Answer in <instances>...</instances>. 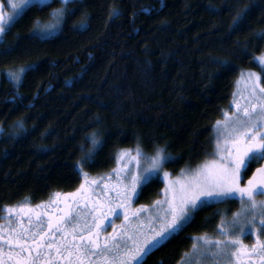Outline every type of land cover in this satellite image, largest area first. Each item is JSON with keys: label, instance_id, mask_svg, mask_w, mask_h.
<instances>
[{"label": "trees", "instance_id": "16d2710c", "mask_svg": "<svg viewBox=\"0 0 264 264\" xmlns=\"http://www.w3.org/2000/svg\"><path fill=\"white\" fill-rule=\"evenodd\" d=\"M60 6H29L0 37V52L12 49L0 54V223L6 207L46 201L76 190L83 174L110 172L121 149L163 147L173 174L199 165L214 152V127L240 75L260 73L264 85V38L256 35L264 0H72L59 33L34 38ZM29 65L39 68L18 72ZM93 134L101 143L84 163ZM163 187L152 179L136 202L152 204ZM239 207L236 199L204 205L143 264H179L194 237L214 233L218 210Z\"/></svg>", "mask_w": 264, "mask_h": 264}, {"label": "snow or ice", "instance_id": "6c2138e0", "mask_svg": "<svg viewBox=\"0 0 264 264\" xmlns=\"http://www.w3.org/2000/svg\"><path fill=\"white\" fill-rule=\"evenodd\" d=\"M48 2L49 0H9L12 9H22V6L28 7L29 5L39 7ZM67 4L68 0H61V6L52 9L55 23L37 27L33 37L42 38L59 30L66 13L70 11ZM16 15L18 13L5 14L3 10H0V34L7 32L9 21ZM244 16L245 9H241L237 16L233 17V23L230 26L233 31L240 28ZM38 23L39 18L37 17L33 20V24L35 26ZM84 23L85 21L81 20L78 26H82ZM256 35L259 38H264V30ZM10 51L12 49L5 46L0 54ZM259 61L264 69V55L259 57ZM224 63L227 68V63ZM38 68V65L35 68L29 65L19 69L18 72L33 71ZM11 76L16 80L21 79L18 73H12ZM249 76L259 79L256 73H249ZM260 92L264 95V88H261ZM243 112L244 118L216 122L221 127L218 131L214 158L206 160L190 172L181 169V176L166 184L163 198L153 202L156 206L155 214L147 219V229L138 226L129 231L125 227V222L128 221L129 215L135 216L139 212V208L146 207L139 206L135 210L131 208L132 199L137 195V186L148 183L152 178L153 171L160 169L163 162L171 158V153L166 152L160 146L155 149L154 155L147 157L149 163L142 173L133 172L129 180H119L116 183L114 197H105L103 201L98 198L88 212V215L93 219L91 221L85 219L83 224H72L71 234L64 227V224L71 222L70 209L64 210L62 216L53 217L51 213H47L46 215L49 216L47 226L42 227L43 217L39 212H33L25 204L19 205L20 213L18 215L28 216L29 224H31V216L35 214L36 224L40 230L25 229L22 222L19 232L16 229H9L8 236L0 237L8 246V251L5 252L4 244H0V264H86V262L87 264H97L98 261H105L106 264H143L147 255L177 232L190 218L193 211L207 204L209 199L223 201L237 193L241 200V210L233 213L231 220L222 218L218 225L224 239L213 241L205 234L195 238L202 241L203 244L198 247L194 243L193 249L200 256L209 254L213 257L235 255L239 259L241 249L236 246L241 243L240 235L248 229L255 230L257 215L260 217V231L264 233V200L256 199L257 195L264 196V163H260V161H264V102L250 104L249 107L243 109ZM20 126H23L22 123ZM100 143L99 138L93 134L91 147L83 157L84 163L91 159ZM138 156L139 149H137V156L133 159H138ZM80 163L78 162V165ZM254 163H258L259 167L252 171L246 183L241 184L242 173L247 172ZM117 173L119 175V170ZM84 175L87 181V174ZM163 175L167 178L169 173L164 171ZM91 183L95 184V180H92ZM105 191H108L107 187ZM78 193L84 194V200L90 199L85 183H81L76 193L67 195L76 196ZM56 195L58 196L59 193ZM105 207L107 208L106 212L104 211ZM120 210L124 215V221L119 227L123 230L117 229L113 223V233L106 234L101 244L97 236L101 225L104 224L105 217L119 216ZM7 211L13 212L16 209L8 207ZM139 223L143 224L144 222ZM236 228L240 230L238 234L230 232ZM57 230L63 235L52 241L47 240L46 233L55 236ZM117 232L119 235H116ZM257 241L262 253L260 258L264 260V243H260L259 237H257ZM252 247L253 250L256 249V245ZM201 248L204 250L201 251ZM231 249H235V251L231 252ZM181 259L183 260V257Z\"/></svg>", "mask_w": 264, "mask_h": 264}, {"label": "rangeland", "instance_id": "374dc122", "mask_svg": "<svg viewBox=\"0 0 264 264\" xmlns=\"http://www.w3.org/2000/svg\"><path fill=\"white\" fill-rule=\"evenodd\" d=\"M51 1L52 0H49L48 3H50ZM70 1H72V0H68V3ZM0 6H2V9H0V10H3L5 12V14L18 13V15L14 16V18L9 21V26H10L31 5H29L28 7L22 6V9H12L11 4L9 3V0H0ZM49 23H55L54 16H53V20ZM59 30H60V28H59ZM59 30L51 32L50 34L45 35L44 37L56 35L59 33ZM1 35L2 34H0V37H1ZM249 73H256L258 75L259 79L257 80L256 77H250ZM261 88H264V85L262 84V77H261L260 73H257L254 71H246L243 74H241L240 77L238 78L237 82H236V90L234 91L231 106L228 108V110H226L224 112L222 119H220L219 121H229V120H235L238 118H244L243 109L245 107H249L250 104H256V103L264 102V95H262L260 92ZM220 127L221 126H218L217 123L214 127V152H213V154L210 157H208L207 159H205L199 165L203 164L206 160H211L214 158V153H215V149H216V140H217L218 131H219ZM137 149H139L138 159H133V157L137 156ZM154 154H155V150H153L150 153H146L145 151H143L139 147L121 149L120 151H118V153L116 155V164L110 172L105 173V174H101V175H98L95 177H90L89 175H87V181L85 180V175L83 174L82 183H85L86 187L88 188V195H89L90 199L84 200V198H83L84 194L83 193H78L76 195V197L78 196L77 201L85 202L86 205L89 206L87 212H85L86 216L88 215V212L92 209L93 203L96 202L98 198L103 201V200H105V197H114L115 196L114 187L119 180H125V181L129 180L131 178V173H133V172L142 173L143 169L145 167H147V165L149 163V160L147 159V157H150ZM166 161L163 162V165L160 169H156L153 171V175L151 178V180L154 178H159L164 183V187L161 191V197L159 199L163 198V196H164V188H165L166 184L170 180L178 178L181 176V171L178 174H173L170 170H168L165 167ZM260 163H264V161H260ZM199 165H196L194 167H186V168H184V170L186 172H190L191 170L197 168V166H199ZM256 167H259L258 163H255L253 171L255 170ZM117 170H119V175L117 173ZM164 171H167L169 173V176L167 178H165L163 175ZM251 173H250V175H251ZM92 180H95V184L91 183ZM246 181H247V179L243 181V173H242V179H241L240 183L244 184V183H246ZM143 185L144 184L137 186V195L139 194ZM106 187H107L108 191H105ZM77 189L72 191V192H66V193L58 192L59 193L58 196L56 195V193H54L49 199H47L46 201L40 202V203H30L29 201H24L18 205L10 206V207L16 209V211H13V212L7 211L8 207H6L4 210L5 214L3 216L4 221L0 223V231H3V232H0V236H3V235L8 236L9 229H16L17 232H19L21 222L23 223V228H25V229L31 228V229H35L36 231L40 230V227H38L36 224L37 218H36L35 214H32V216H31V218L33 219L31 224H29V222H27V220H29L28 216H24L22 214L18 215V213H20L19 205L25 204L29 209H32L33 212H39L41 214V216L43 217V223L41 226L46 227L47 226V220L49 217L46 214L51 213L53 216L54 213H56L55 208L61 202V200L70 198L71 196H69L67 194L76 193ZM137 195L134 196L132 199L131 208L133 210H135V209L139 208V206H146L143 208H139V212L136 213V215H139V217H140V220H141L140 222H144V223L143 224L133 223L131 225V230L137 228L138 226L147 229V227H148L147 219L149 217H152L155 214V207L156 206L154 205V203L148 204V205L147 204H138L136 202L137 201V199H136ZM228 199L238 200L240 203V207L230 214L228 213V211L224 210L222 212V211H219L218 209H216V210H218L217 212L221 214V217L225 220H231L233 213L239 212L241 210V200H240L239 193L235 194L233 197H230ZM256 199L257 200H264V196L257 195ZM226 200L217 201L214 199H209L207 204L223 203ZM105 202H107V201H105ZM113 203H114V201H113ZM207 204H205V205H207ZM37 205H39L40 207L37 208L36 207ZM226 205H229V204H226ZM237 206H238V204H237ZM201 207H203V206H201ZM201 207H199V208H201ZM199 208H197L196 210H198ZM104 211L105 212L107 211L106 207L104 208ZM120 211H121V214L119 216L113 215V216L105 217L104 224L101 225V227L99 229V233H100L101 228L103 230L105 227H108V225H112L113 223L117 226V229H120L118 226H120L121 222L124 221V215L122 214V210H120ZM195 211L192 212L190 218L185 222V224L178 231H180L185 225H187L189 223V221L192 219ZM257 211H259V209H257ZM96 215H97V217L99 216L98 213ZM129 217H132V215H129ZM92 219H93V217L88 215L87 220L91 221ZM256 221H257V223L255 226V230L248 229L242 235H240L241 243L236 246L237 248L241 249L239 259H237V257L235 255H224V256L213 257L209 254L206 256H200L199 253L193 249V245H192L191 249L185 254V256L183 257V260H181V262L179 264H264V260H262L260 258L262 253L260 251V244L257 241V237H259L260 243H264V233H262L260 231V223H259L260 217H259V215L256 216ZM220 223H221V220L218 223V225H220ZM218 225H215L213 227L214 233L207 235L213 241L216 239H221V240L224 239V237L221 235V230L218 227ZM239 231H240L239 228H236L234 230H230V232L234 233V234H238ZM5 232H7L8 234H5ZM177 232H175V233H177ZM69 233L71 234V229H69ZM108 233H113V227L112 226L107 229V234ZM175 233H173V234H175ZM171 236H169V237H171ZM196 237H199V236H196ZM196 237H194V243L197 244L198 247H200L203 244V242L196 240L195 239ZM97 239H98V236H97ZM253 245H256L255 250H253V247H252ZM213 248H214V245H213ZM203 250L204 249L201 248V251H203ZM230 251L234 252L235 249H231ZM86 264H87V262H86ZM97 264H106V262L105 261H98Z\"/></svg>", "mask_w": 264, "mask_h": 264}, {"label": "flooded vegetation", "instance_id": "af4514ba", "mask_svg": "<svg viewBox=\"0 0 264 264\" xmlns=\"http://www.w3.org/2000/svg\"><path fill=\"white\" fill-rule=\"evenodd\" d=\"M77 199H78V196L77 197L71 196L68 199H62L61 202L55 208L56 213H54L53 217L62 216L64 213V210H68V209L71 210L69 212L70 217H72L71 222L64 224V227L67 228L68 230L71 229L72 224H75V223L83 224L85 222V219H87V217H88V215L86 216L85 212H87L89 206L87 205V207H85L86 203L85 202H79V201H77ZM48 219H49V217H48ZM31 220L33 221L32 218H31ZM140 221L141 220H140L139 215L129 217L128 221L125 222V227L130 231L131 225L133 223L140 224L139 223ZM27 222H29V220H27ZM111 226L112 225H108V227H105L103 230L101 228L100 233L98 235V241L101 242V244H102V242H103V240L107 234V229ZM119 230L122 231L123 229H119ZM0 232H3V231H0ZM5 234H8V233L5 232ZM78 234H80V233L78 232ZM62 235H63V233H60L58 230L56 231L55 236L48 235L46 233L47 240H49V241L60 238ZM116 235H119V232H117ZM3 236H5V235H3ZM0 237H2V236H0ZM0 244H4L3 250L5 252H7L8 246H7V244L4 243V241L2 239H0ZM93 251H95V249H93Z\"/></svg>", "mask_w": 264, "mask_h": 264}]
</instances>
